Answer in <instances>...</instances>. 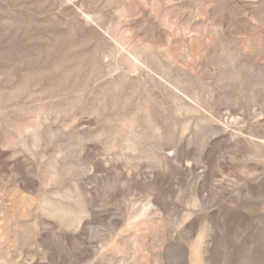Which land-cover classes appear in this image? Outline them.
I'll return each mask as SVG.
<instances>
[{
	"label": "rangeland",
	"instance_id": "1",
	"mask_svg": "<svg viewBox=\"0 0 264 264\" xmlns=\"http://www.w3.org/2000/svg\"><path fill=\"white\" fill-rule=\"evenodd\" d=\"M0 264H264V0H0Z\"/></svg>",
	"mask_w": 264,
	"mask_h": 264
}]
</instances>
